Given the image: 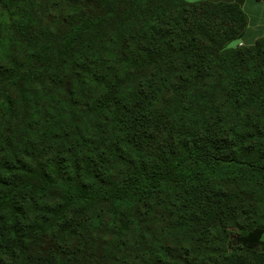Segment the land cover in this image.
Masks as SVG:
<instances>
[{"label":"trees","instance_id":"obj_1","mask_svg":"<svg viewBox=\"0 0 264 264\" xmlns=\"http://www.w3.org/2000/svg\"><path fill=\"white\" fill-rule=\"evenodd\" d=\"M244 1L0 0V264H264Z\"/></svg>","mask_w":264,"mask_h":264},{"label":"crops","instance_id":"obj_2","mask_svg":"<svg viewBox=\"0 0 264 264\" xmlns=\"http://www.w3.org/2000/svg\"><path fill=\"white\" fill-rule=\"evenodd\" d=\"M243 8L248 15L249 21L247 30L239 43L252 44L257 38L264 35V0H245Z\"/></svg>","mask_w":264,"mask_h":264},{"label":"rangeland","instance_id":"obj_3","mask_svg":"<svg viewBox=\"0 0 264 264\" xmlns=\"http://www.w3.org/2000/svg\"><path fill=\"white\" fill-rule=\"evenodd\" d=\"M191 2H195V1H199V0H189ZM213 1H219V0H213ZM220 1H223V0H220Z\"/></svg>","mask_w":264,"mask_h":264}]
</instances>
